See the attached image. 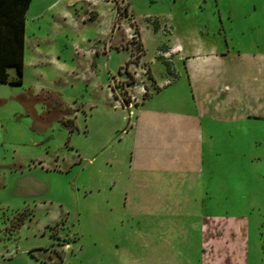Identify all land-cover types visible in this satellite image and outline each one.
Returning <instances> with one entry per match:
<instances>
[{"label": "rangeland", "instance_id": "1", "mask_svg": "<svg viewBox=\"0 0 264 264\" xmlns=\"http://www.w3.org/2000/svg\"><path fill=\"white\" fill-rule=\"evenodd\" d=\"M108 1L0 84V264H264V0Z\"/></svg>", "mask_w": 264, "mask_h": 264}, {"label": "crops", "instance_id": "2", "mask_svg": "<svg viewBox=\"0 0 264 264\" xmlns=\"http://www.w3.org/2000/svg\"><path fill=\"white\" fill-rule=\"evenodd\" d=\"M110 3L112 2L108 0H32L26 13L24 66L27 61H40L42 58L53 56L56 51L53 40L46 38L42 29L45 23L52 22L54 25L57 23L56 20H62L68 28L79 25L77 22L82 25H86V21L95 24L97 30L88 43L90 49L95 50V60L102 58L99 54L100 50L107 51L108 47L106 43L102 46V41L115 34L113 24L117 19L118 11L115 12ZM76 8H80L82 14L78 13ZM47 13L51 15L47 16ZM90 53L89 51L87 56L92 60L93 56Z\"/></svg>", "mask_w": 264, "mask_h": 264}, {"label": "trees", "instance_id": "3", "mask_svg": "<svg viewBox=\"0 0 264 264\" xmlns=\"http://www.w3.org/2000/svg\"><path fill=\"white\" fill-rule=\"evenodd\" d=\"M32 0H0V84L22 85L26 13ZM14 67L17 77L11 79Z\"/></svg>", "mask_w": 264, "mask_h": 264}]
</instances>
